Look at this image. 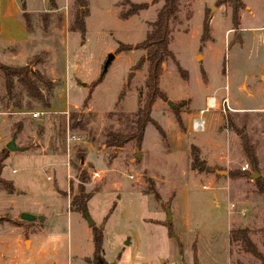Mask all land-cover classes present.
<instances>
[{
  "label": "rangeland",
  "instance_id": "obj_1",
  "mask_svg": "<svg viewBox=\"0 0 264 264\" xmlns=\"http://www.w3.org/2000/svg\"><path fill=\"white\" fill-rule=\"evenodd\" d=\"M24 1L27 11L43 7V0ZM66 1L57 0L62 10L30 14L27 33L5 23L10 50L0 37V62L22 66L34 61L30 70L54 85L49 108L34 102L31 110L9 108V113L0 103V150L17 120L16 143L25 147L9 151L1 171L14 190L0 189V264H257L239 242H229L228 234L247 227L264 255L259 231L264 197L254 183L264 177V0H181L169 43L180 68L170 59L163 63L159 87L166 100H156L151 109L162 135L149 123L141 146L131 142L116 150L105 147V133L124 131L125 116L140 105L146 66L134 70L127 83L144 51L115 50L119 43L133 46L145 38L162 1L128 0L148 7L126 19L120 17L129 7L125 0H87L85 7ZM238 1L243 3L240 30L234 33L231 26L228 36L230 9ZM20 9V0H4L0 19L11 10L19 23ZM206 16H211L209 40L202 44ZM75 17L84 22V35L71 30ZM108 53L114 58L101 75ZM3 92L0 73V96ZM206 97L215 98V107L203 115L204 131L194 132L187 122L205 108ZM36 111L44 114L34 117ZM71 114L76 115L73 123ZM231 125L243 129L255 152L254 179L229 174L248 165ZM71 135L78 139L70 140ZM78 166L88 175L85 191L92 193L87 213L94 227L102 228L98 260L92 255V227L82 213L69 210ZM247 172H253L249 165ZM27 211L36 218L22 220L20 214Z\"/></svg>",
  "mask_w": 264,
  "mask_h": 264
},
{
  "label": "trees",
  "instance_id": "obj_2",
  "mask_svg": "<svg viewBox=\"0 0 264 264\" xmlns=\"http://www.w3.org/2000/svg\"><path fill=\"white\" fill-rule=\"evenodd\" d=\"M162 1L161 5L156 11L154 20L150 23V28L147 31L145 38L135 44H118L116 52L131 51V49H142L144 54L141 55L137 61L132 65L131 72L127 76V83L131 80L133 76V71L140 69L142 66H146V77L144 81V94L140 105L134 112V114L129 117L125 116L127 123L125 124L124 131H111L108 130L105 133L104 145L107 148L121 149L125 145L134 142L137 146H141L144 131L149 123H153L155 128L162 135L161 127L156 124L151 117V109L156 100H166V94L160 89L159 81L163 71V63L167 60L175 61L174 54L169 48V43L171 39V24L177 20L181 0H151V4H156ZM21 10L20 18L23 22L24 28L30 27V14L26 11L25 1L20 0ZM51 8H55L54 1L49 0ZM75 5L80 7H85L88 3L87 0H73ZM128 4V9L120 12V17L123 19L128 18L131 15L137 14L140 10L146 9L148 7L147 2L142 3H132L125 0ZM243 6L241 1H238L236 5L232 6L231 10V24L234 33L239 31V17L238 10ZM209 20L210 16H206L202 22V33H201V43L205 40H209ZM71 30L79 32L81 35L85 33L84 22L75 17L71 24ZM34 63V61H31ZM15 66L0 62V73L3 81L4 92L0 96V103L3 105V109H7L9 113L11 111H23L24 108L31 110L34 108L33 103H39L43 108H49L50 97L54 90V85L51 80L40 73L37 70L31 71L30 64ZM177 69L180 68L176 62ZM102 77L93 83L95 87ZM122 89L119 96L123 94ZM91 92L89 91L84 99V103L89 100ZM13 109L10 111V109ZM23 109V110H22ZM76 115L71 114L70 120L73 123L75 121ZM178 124L180 120L175 117ZM233 129L239 135L241 141V147L245 155V159L253 172L249 173L247 171H231L232 178L236 177H252L257 171V159L252 146L249 144V139L243 132V129H237L231 125ZM181 127L183 128V123L181 122ZM21 129V122L17 121L15 123L14 132L18 134ZM25 148V147H24ZM9 151L6 148L0 150V189L4 190L7 194H11L14 190V185L11 180L2 178L1 171L4 167V160L8 157ZM83 155L81 152L77 155L78 159ZM200 170H203V162L199 163ZM77 170V180L78 186L77 191L70 197L69 200V210L71 212L84 213L87 211V202L92 196L91 192H86L84 184L88 180L87 172L81 169L79 166L76 167ZM256 193L264 197V177H257L255 180ZM155 197H158L155 194ZM264 236V227L259 230ZM250 230L245 228H236L230 230L229 242H239L242 249L251 254L259 262L257 264H264V255L257 249V246L251 240L249 236ZM92 243H93V258L96 260L101 257L102 253V228L98 229L94 226L91 230Z\"/></svg>",
  "mask_w": 264,
  "mask_h": 264
},
{
  "label": "crops",
  "instance_id": "obj_3",
  "mask_svg": "<svg viewBox=\"0 0 264 264\" xmlns=\"http://www.w3.org/2000/svg\"><path fill=\"white\" fill-rule=\"evenodd\" d=\"M4 0H0V5H1V3L3 2ZM54 1V5H55V8H51V6H50V3L49 2H46L45 0H43V7H42V9L41 10H39V11H27L29 14H31V15H34V14H36V13H40V12H42V11H44V12H51V11H54V10H62V6H60L59 4H58V2H57V0H53ZM70 0H67L66 2H67V4H68V2H69ZM245 6V5H244ZM44 7H46L45 9H44ZM242 9V8H241ZM241 9H240V11H241ZM243 9H244V7H243ZM5 10V9H4ZM22 12V10L20 9L19 10V12H17L16 14H18V16H20V13ZM230 12H231V9H230ZM15 14V13H14ZM15 14V15H16ZM3 16L4 17H2L1 19H0V37H3L6 41V45L5 46H3V48H5L6 50H10V49H8V47H10V46H12V45H10V44H8V42L10 41V39H9V37L7 36L8 34H7V32H6V30H5V27H6V25H5V23H10V25L11 26H19L20 28H21V30H22V27H23V29H24V31L26 32V29L24 28V25H23V23H22V21H20L19 23L18 22H16V20H14V15H13V11H8L7 13H3ZM211 17V16H210ZM238 17H239V24H240V19H241V17H240V15L238 14ZM6 19V20H9V21H5L4 19ZM231 24H230V26L228 27V29H227V31H229L228 32V36H229V33L231 32ZM239 30H240V26H239ZM4 33H6L7 35H5ZM27 33V32H26ZM3 63V62H2ZM5 64H7V63H5ZM9 65H11V64H9ZM20 66V65H19ZM212 98H214V97H206V100H205V103L207 104V102L208 101H211L210 99H212ZM214 100H215V98H214ZM226 101L229 103V101H228V99H226ZM230 102H231V100H230ZM233 105H236V106H238V108H241V106H239V104L237 103V102H235V101H233V102H231ZM206 104H205V106H206ZM259 105V104H258ZM255 108V110H257V111H259L260 109H258V106H253V109ZM239 111L240 110H242V109H238ZM237 110V111H238ZM196 115L194 114L193 116H191V119L190 120H188V122H187V124L189 123V122H191L192 121V119L195 117ZM18 121V120H17ZM16 121V122H17ZM13 133H15V132H13ZM12 133V134H13ZM16 138H17V134H16ZM8 141H5V143H7ZM15 142H16V140H15ZM16 145H17V143H16ZM17 146H19V145H17ZM10 158V154L8 155V157L4 160V163H5V161L6 160H8ZM208 165V164H207ZM14 170V169H13ZM13 170H12V172H13ZM15 171V170H14ZM250 202V201H249ZM250 203H252V206L251 207H253V201L252 202H250ZM254 210H255V208H253ZM27 212H31V211H27ZM30 214H32V213H30ZM34 215V214H33Z\"/></svg>",
  "mask_w": 264,
  "mask_h": 264
},
{
  "label": "water",
  "instance_id": "obj_4",
  "mask_svg": "<svg viewBox=\"0 0 264 264\" xmlns=\"http://www.w3.org/2000/svg\"><path fill=\"white\" fill-rule=\"evenodd\" d=\"M113 58H114V54H112V53H108V54H107L106 59H105V62H104V64H103V66H102V72H101V75H103V74L106 72V70H107V68H108V66H109V64H110V62L113 60ZM31 71H32V70H31ZM167 104H168L169 106H171L172 108H175V106H174L170 101H167ZM15 140H16V133H13L12 136H11V139L6 143L5 148H6L8 151H10V152H14V151H23V150H24V147L17 146ZM136 157H139V154H136ZM215 172H216L217 174H223V175L227 174V172H226L225 170H216ZM257 176H258V173H255L252 177H253V179H254V178H256ZM166 212H167V220H170L171 217H170V215H169V213H168V210H166ZM83 216H84V218H85V220H86V222H87V225H88L89 227H93V226L95 225V222L90 218V216L88 215L87 211H85V212L83 213ZM20 218H21L22 220H25V221H32V220H34L36 217H35V215H33V214H30V213H27V212H22V213L20 214ZM37 218H38L39 220L42 219L41 216H38ZM1 219H2V218L0 217V220H1ZM242 227H243V226H242ZM101 264H102V263H101Z\"/></svg>",
  "mask_w": 264,
  "mask_h": 264
},
{
  "label": "built area",
  "instance_id": "obj_5",
  "mask_svg": "<svg viewBox=\"0 0 264 264\" xmlns=\"http://www.w3.org/2000/svg\"><path fill=\"white\" fill-rule=\"evenodd\" d=\"M211 101H208L205 108L200 109L198 112V115H196L192 121H191V130L194 132H202L205 129V119L203 117L204 113L207 112L208 110L212 109L215 107V100L214 98L210 99ZM44 112H33L32 115L34 117H38V115H43ZM70 140H77L78 137L76 135H71L68 137ZM242 171H247L248 165L245 164L241 166L240 168ZM14 172V170H13ZM94 175L97 176L98 172H94ZM131 177V176H130Z\"/></svg>",
  "mask_w": 264,
  "mask_h": 264
}]
</instances>
